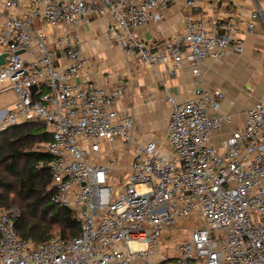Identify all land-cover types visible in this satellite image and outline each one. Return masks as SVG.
<instances>
[{
    "label": "built area",
    "instance_id": "built-area-1",
    "mask_svg": "<svg viewBox=\"0 0 264 264\" xmlns=\"http://www.w3.org/2000/svg\"><path fill=\"white\" fill-rule=\"evenodd\" d=\"M203 2L224 4L1 0L0 94L12 90L15 99L0 106V131L44 126L50 138L34 150L48 160L36 166L48 170L49 199L73 212L79 234L23 239L15 229L17 210L0 207V264H264V100L218 147L210 143L213 131L232 120L219 112L224 91L197 87L179 102L166 91L173 106L166 149L157 140L136 143L133 119L115 109L123 81L75 82L85 64L80 27L92 16L107 17V39L137 64H162L168 75L185 57L197 75L204 59H221L229 49L240 54L238 34L253 32L261 11L255 7L245 20L231 11L207 20ZM175 3L183 5L181 32L162 49L138 37V28L160 21ZM197 217L177 255H158L165 230L183 229Z\"/></svg>",
    "mask_w": 264,
    "mask_h": 264
},
{
    "label": "crops",
    "instance_id": "crops-1",
    "mask_svg": "<svg viewBox=\"0 0 264 264\" xmlns=\"http://www.w3.org/2000/svg\"><path fill=\"white\" fill-rule=\"evenodd\" d=\"M202 7L207 20L224 19L227 11L245 20L255 7L261 15L253 32L238 34L243 40L240 54L229 49L221 59H204L197 75L192 74L186 57L172 75L164 72L162 64H137L135 55H126L120 44L107 39L106 16L89 17L80 27V50L85 64L75 82L89 81L108 87L123 81L126 89L117 99L115 109L133 119L136 143L157 140L167 149L166 126L173 106L166 99V91L175 102L191 97L197 87H218L224 91L219 112L231 115L232 120L213 131L210 143L218 147L234 129L243 126L246 112L258 100H264V0H224V4L215 7L203 2ZM183 11L182 3L171 5L160 21L138 28V37L162 49L164 40L182 31ZM60 61L64 62L62 58Z\"/></svg>",
    "mask_w": 264,
    "mask_h": 264
},
{
    "label": "trees",
    "instance_id": "trees-1",
    "mask_svg": "<svg viewBox=\"0 0 264 264\" xmlns=\"http://www.w3.org/2000/svg\"><path fill=\"white\" fill-rule=\"evenodd\" d=\"M6 136L0 148V207H15V229L23 239L46 240L55 232L62 238L79 234V224L73 212L53 204L50 175L46 167L37 168L39 160H48L35 148L49 140L44 126L27 123L0 131ZM27 152H31L27 154Z\"/></svg>",
    "mask_w": 264,
    "mask_h": 264
},
{
    "label": "rangeland",
    "instance_id": "rangeland-1",
    "mask_svg": "<svg viewBox=\"0 0 264 264\" xmlns=\"http://www.w3.org/2000/svg\"><path fill=\"white\" fill-rule=\"evenodd\" d=\"M1 87V86H0ZM15 99V94L12 90H7L0 94V106L6 105L8 103H11ZM6 136L0 134V148L3 143V139ZM121 164L125 163V160L122 159ZM4 164H0V171H3ZM118 171V170H117ZM120 178V177H119ZM14 209H16L14 207ZM17 210V209H16ZM18 211V210H17ZM199 217H197L195 220L192 218L189 222L184 224L183 229H167L159 239V247H158V255H162L163 257H169L171 255H177L179 244L187 240L190 236V230L193 225H196L198 222L197 220ZM195 222V224H194ZM53 234H58L54 231Z\"/></svg>",
    "mask_w": 264,
    "mask_h": 264
},
{
    "label": "water",
    "instance_id": "water-1",
    "mask_svg": "<svg viewBox=\"0 0 264 264\" xmlns=\"http://www.w3.org/2000/svg\"><path fill=\"white\" fill-rule=\"evenodd\" d=\"M3 58H4V55H1L0 56V64L3 62ZM35 90V86H32L31 87V91H34ZM31 152H27V154H30Z\"/></svg>",
    "mask_w": 264,
    "mask_h": 264
}]
</instances>
